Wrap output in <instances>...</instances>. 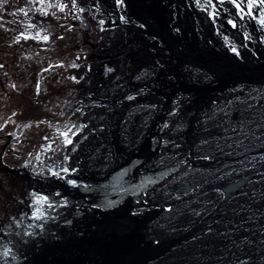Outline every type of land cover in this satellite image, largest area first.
Listing matches in <instances>:
<instances>
[{
    "label": "flooded vegetation",
    "instance_id": "obj_1",
    "mask_svg": "<svg viewBox=\"0 0 264 264\" xmlns=\"http://www.w3.org/2000/svg\"><path fill=\"white\" fill-rule=\"evenodd\" d=\"M116 1L75 0L78 12L83 14L92 8L90 13L98 20L99 14H104L106 27L112 25L114 30L93 41L85 33L78 36L82 42L71 49L82 62L77 70L78 83L65 89L69 92L67 99L60 102H55L54 86L43 89L45 74L53 64L42 69L43 75L40 74L34 88L27 85L25 74L27 52L46 49L37 46L53 41L51 26L39 25L35 31L26 33L22 25L15 30L5 25L0 28V264H16L46 245L73 237L71 223L88 198L87 189L95 190V179L104 178L125 163L130 146L134 147L137 139L143 137L140 133L145 125L143 115L151 112L155 117L153 90L148 92L143 90L148 86L131 82L139 74L137 79H145L156 65L146 62L150 58L136 48L135 41L131 43L127 38L136 33L133 23L130 25L123 15L107 11ZM118 26L124 29L119 31ZM44 36L49 37L48 41L43 40ZM63 38L59 35V39ZM85 44L90 46L88 50ZM112 47H123L133 53L125 50L123 54L118 53L120 50L114 53ZM121 57L128 64L126 73ZM126 87L128 92L124 91ZM179 122L178 118L175 124ZM150 123L155 125V118ZM69 128L74 133L73 143L65 145L61 133ZM126 128L135 130L133 136L124 140ZM112 148L118 154L116 158L111 155ZM64 168L69 171L63 172ZM53 172L60 175L54 176ZM69 179L76 184H68ZM42 196H47L48 201L37 203ZM37 209L40 219L33 218Z\"/></svg>",
    "mask_w": 264,
    "mask_h": 264
},
{
    "label": "water",
    "instance_id": "obj_2",
    "mask_svg": "<svg viewBox=\"0 0 264 264\" xmlns=\"http://www.w3.org/2000/svg\"><path fill=\"white\" fill-rule=\"evenodd\" d=\"M124 5L127 1L122 0L111 6L120 17ZM243 7L244 12L239 13L230 0L224 3L211 0V4L208 0H199V3L197 0H164L163 11L172 16L167 17L173 25L177 21L181 25L183 43L188 46L184 52L176 54L177 60L207 74L225 77L228 83L239 82L263 89L264 26L260 19L264 18V4L254 0L249 9L248 0H243ZM136 10L137 6L134 12ZM153 12L158 15V11ZM199 21L205 23L203 27ZM154 30L158 32L155 27ZM197 30L205 34L207 50L201 45ZM161 36L166 41V36ZM224 84L182 87L179 90L186 101L175 106L171 114L179 116L185 106L198 104L202 97L199 93L219 90ZM172 94V99L179 98L174 97L175 91ZM172 124L171 121L154 132L143 148L117 170L94 180L95 190L87 189L88 198L78 210L87 221V232L81 233V239L67 238L46 245L16 264H264V172L247 173L235 182L228 180L234 184L222 189L221 195L217 192L218 184H206L203 190L199 186L195 190L199 192L189 198L190 203L206 195L213 200L212 209L206 210V205L194 207L198 208V216L203 213L199 212L202 207L206 213L198 220L194 216L192 224L191 217L186 220L193 226L187 233L170 235L162 241L164 234L153 232V239L147 240L146 235L152 233L155 220L164 217L163 224L172 226L184 208L171 206V201L165 198L162 209L140 212L148 207L145 200L151 201L149 194L156 189L154 187L188 168L177 165L160 175L147 169L151 159L158 155L156 151L150 152L155 145L173 144L161 138ZM186 192L183 190L180 194Z\"/></svg>",
    "mask_w": 264,
    "mask_h": 264
},
{
    "label": "rangeland",
    "instance_id": "obj_3",
    "mask_svg": "<svg viewBox=\"0 0 264 264\" xmlns=\"http://www.w3.org/2000/svg\"><path fill=\"white\" fill-rule=\"evenodd\" d=\"M158 3V15L151 11L152 19H147L146 16V22L153 26L151 29L147 27V31H155L154 27L156 30L160 31V24L162 27L161 30L163 34H165L164 32H168L167 30L169 29L167 28V30H165L167 21L165 22V16L162 15L164 12V1L158 0ZM59 5H65L64 9L61 10ZM153 9V7L150 8V10ZM108 10L110 12V8H107V11ZM90 12H93L92 8L86 10V13L84 11L83 14L78 12L77 8L73 6V0H43V3H41L40 0H0V28L5 25L15 30L16 26L22 25V30L26 33L28 30L35 31L38 29L39 25L42 27L48 24V26H51L50 29L54 32L51 44H40L37 46H44L46 49L29 50L31 52H27L24 64L25 74H27V85L29 87L34 88L36 82L40 78V74L41 77L43 75L41 73L42 69L48 67L49 64H53V67L45 74L47 80L43 82V89H49L51 87L50 85L55 87V90H57V92L53 93L55 102H60L61 99H67L66 96L69 92L66 90H68L73 83H78L77 70L82 66V62L78 56L79 54H77L74 49L72 50L73 52H71L72 48L76 47L79 42H82V40H78V36L85 33L87 39L93 41L99 38L100 35H104L107 31H111V29L114 30V27L110 24V29L106 27V18L104 14H99V18L101 19L98 20L97 16ZM113 12L116 14L115 11ZM25 13H27V15H25ZM34 20L37 21L36 25ZM155 20H159V23H154ZM130 25L132 24L130 23ZM135 25H133L134 28L138 30ZM118 28L119 31L124 29L122 26H118ZM175 31L181 34L183 30ZM174 33L172 32V35L176 38ZM139 34H141V37L147 35L145 31ZM59 35H63L64 38L59 39ZM128 38L131 39L129 36ZM132 40L135 41L136 48L142 51L147 58H150L146 60V62L149 61L148 63H151V66L156 65L154 70L146 74L145 79H137V77L140 76L139 74V76H136V78L133 79L134 81L131 82L132 84L137 81V83L139 82L144 87L148 86V89L141 87L148 92L153 90L152 92L155 94L153 96L155 117L151 112L147 115H143L142 118L145 125L140 128V130L143 129V131L140 132L143 137H140V140L137 139V143L134 147L130 146L131 149L127 151V158L123 160L124 162H127L133 154L138 153V149L140 150L141 145H144L148 138L154 133L153 130L156 129L158 131L165 124L171 122L170 120L173 118L171 112L175 106L169 105L168 107L165 106V110L163 109V104L166 105L168 100L172 99L171 96L174 92L172 91L174 90L173 88L169 89V87L166 86L167 83L172 84L176 88L189 84L194 88H199L200 86H207L209 83L212 85H220V83L227 81L225 78L219 79L218 76L210 73L205 75L206 77L203 79L198 80L200 77L197 76L201 71L198 72L197 69L191 66H183L180 60H177V57L170 53L167 46L161 45L159 38L157 41L159 44L154 43L153 49L147 46L143 47L145 41L140 40L136 35H132ZM147 40V42H149L150 38L148 37ZM85 48V50H88L90 46L86 45ZM112 49L114 53L117 50H120L121 52L118 53L122 54L125 51L131 52L128 49L125 50L123 47L120 49L112 47ZM156 49H158L159 52ZM140 51L136 50L138 55H140ZM140 58L142 57L140 56ZM121 59H124V57H121ZM123 65V71L126 73V66H128V64L125 59ZM140 66L138 62L137 67L140 68ZM145 66L147 65L145 64ZM151 66L150 68H153ZM141 70L142 69H140V71ZM192 71H194V73ZM129 74L130 73H128V75ZM74 75L76 79H73ZM178 79L182 85L175 84L179 81ZM238 85L239 84H235L232 86L236 87V90L238 88V91H241L239 96L236 95L238 96L236 100L227 96L228 94H233L231 93V91H234L233 88L232 90L230 88L226 93L222 91L217 93L218 96L215 95V93H211L209 97L215 95L219 101H213L210 107L205 104L202 106L201 109H203V111L200 113H195L193 109L190 111L189 115L184 116L185 118L180 117L179 120L181 122L176 124L172 130L169 131V134L164 137L166 140L175 138L180 140L176 145L170 146L168 149L170 153L163 154V156L154 160L153 164H149L148 171H151L154 175H160L164 171L170 170L177 165L191 163L194 160H197L201 165L214 162L212 169L197 170L192 173L195 174V178L200 179L202 185L199 186H202L200 189L203 190L205 185L209 184L207 182L210 179L219 186L224 183L227 184V180L230 177H241L248 172L252 173L259 170L261 166L258 161H264V88L262 89L260 87L247 86L244 84ZM124 91L128 92L127 87ZM125 92L123 94H126ZM224 98L227 99V101L224 100ZM154 118L157 126H155L156 124L152 125V123H150ZM242 118H244L243 121ZM128 120H130V118H128ZM258 122L260 126H256L259 125ZM135 129L126 128V133L123 136L124 140L133 136L134 134L132 132H134L133 130ZM206 136H208L207 139L203 138ZM113 139L116 141L115 136ZM115 141L113 142L114 145L117 144ZM138 142H140V144H138ZM118 150L116 146V153ZM116 153L112 148L111 155L116 158L118 155ZM247 160H249L248 163L245 162ZM213 169L215 172L214 175L212 174ZM146 170L147 169H145V171ZM226 170H229L231 173L226 175L227 177L224 175ZM241 172L244 174H240ZM186 175H190L189 177L191 178L193 176L187 171V173H182L175 178L169 177L170 180L167 181L168 183L162 187V194L157 195L151 192V194H149V197L152 196L151 201L145 200L148 204L147 209H141L140 212H151L161 208L165 198L171 201V205L184 203V208L179 211L177 217L191 211L190 209L197 205H206V209H212L214 204L206 203L212 202L213 200L212 198H207L206 195L204 196L206 201L203 200V203H205L203 205L202 202L197 203L198 200L194 203H189V198L192 196L191 194L171 195V193H166L167 190L163 192L166 187H172L173 181L187 179L188 177ZM213 181L210 182L211 185L214 184ZM182 189L186 190L184 187H182ZM182 189L178 190V193L182 192ZM218 193L220 195L222 194L221 191ZM156 230L157 228L154 231L152 230V232L157 233ZM153 235L154 234H152V236Z\"/></svg>",
    "mask_w": 264,
    "mask_h": 264
},
{
    "label": "bare ground",
    "instance_id": "obj_4",
    "mask_svg": "<svg viewBox=\"0 0 264 264\" xmlns=\"http://www.w3.org/2000/svg\"><path fill=\"white\" fill-rule=\"evenodd\" d=\"M125 1H127V5H124V8H122V14L121 15H123V16H121L122 18H123V20L125 21V22H127V23H133V25H135V24H137V25H135V26H137V28H138V30H136V33L135 34H132V35H136L140 40H142V41H145V44L143 45V47L144 46H147V47H151V49H153L154 47H153V45H154V43H158L157 41H158V38L160 39V43H161V45H164V46H167V48L169 49V51H170V53L171 54H174L175 56H176V54L177 53H181V52H184L185 51V48L187 47L188 48V46L186 45L185 46V44L183 43V37H182V35L181 34H178L175 30H181L182 31V29H181V25H178V21L175 23V25H173L172 24V22H171V20H169L168 19V17L167 16H170V17H172L171 15H168V14H165V12H163V14L162 15H164L165 16V22L167 21V23H166V25H165V30H167V28L169 29V30H167L168 32H164L165 34H163V32H162V27H161V25L159 24V30L160 31H158L157 33H154L155 31H153V30H148L147 31V27L149 28V27H152L153 28V26H151L149 23H147L146 22V16H147V19H152V15L150 14L151 13V11H157V5L159 4L158 3V0H145V5H144V0H125ZM164 1V0H163ZM135 6H137V10H136V12H134V7ZM154 8L153 10H150V8ZM108 8H110V11H114V9L112 10V8H114V7H108ZM116 11V10H115ZM165 11V10H164ZM145 14H144V13ZM117 13V12H116ZM150 17V18H149ZM159 17V16H158ZM200 23L199 24H201L200 25V27H203V25L205 24V23H203L202 21H199ZM154 23H159V20H155V22ZM168 25V26H167ZM163 26V25H162ZM183 26V25H182ZM184 27V26H183ZM143 31H145L146 33H147V35L146 36H143V37H141L140 35L141 34H139V33H142ZM153 31V32H152ZM160 32V33H159ZM172 32L176 35V38H174L173 37V35H172ZM183 32H184V30H183ZM202 32H203V30H202ZM154 33V34H153ZM197 33L199 34V36H198V39L200 40V42H201V45L203 46V48L204 49H206L207 50V47H208V41H207V39H206V37H205V34H203V33H201V31H199V30H197ZM155 34H158V35H155ZM132 35H128L129 37H131V39L130 38H128V36H127V38L128 39H130V42L131 43H133V41L134 40H132ZM161 35H165L166 36V41H164L163 39L164 38H162V36ZM148 37L150 38V40H149V42H147L148 40ZM175 39V40H174ZM168 44H167V43ZM206 42V43H205ZM159 44V43H158ZM158 52H159V50L158 49H156ZM187 51H188V49L186 50V52L185 53H187ZM181 62V61H180ZM183 66H185V67H187V66H189V65H184V64H182ZM171 68H173V67H171ZM174 68H177V67H174ZM200 70L198 69V72H199ZM190 72V71H189ZM193 73H194V71H192ZM196 72V71H195ZM198 72H196V73H198ZM202 76H201V75ZM200 74H198V76L197 77H200V78H198V80L199 79H203L204 77H206L205 75H207V73H205V72H200ZM175 75V74H174ZM216 76V75H215ZM219 77V79L220 78H225V77H222V76H218ZM225 79H227V78H225ZM179 80V79H178ZM222 83H225L224 84V87L223 88H220L219 90H214V91H210V92H203V93H199V94H202L201 96V99H199V102H198V104H196L195 102L194 103H192V104H189L188 106H185L184 108H182V112H181V114H179V116H177V117H174L173 115V118H172V120H170V121H172L173 122V124L171 125V126H169V129L166 131L167 132V134H166V132H165V134H164V137H166V135H168L169 134V131L170 130H172V128L176 125L175 123H176V120L178 119V118H180L181 116H186V115H189V113H190V111H192L193 109H194V112L195 113H200V111L201 110H203V109H201L202 108V106H204L205 104H207L208 105V107H210V105L212 104V102L213 101H219L216 97H215V95H217V93H219V92H225L226 93V91H229V89L231 88V90H232V88L234 89V91H231V93H233L232 95H230V94H228L227 96H230V97H232V99L233 100H236V97H238L240 94V92L241 91H238V88H237V90H236V87H232L233 85H235V84H239V85H241V84H243V83H239V82H237V83H235V82H231V83H228V79H227V81H225V82H222ZM175 84H180V85H182L181 83H180V80L179 81H177ZM221 84V83H220ZM238 85V86H239ZM245 85V84H244ZM227 86V87H226ZM247 86H250V85H247ZM168 87H169V89H171V88H173L174 90H172V91H175V96L174 97H178L179 96V98L178 99H176V98H173L172 100H168V102H167V106H169V105H171V106H177L179 103H184L185 101H186V99H184V98H182V90H179V89H181L182 87H185V88H188V87H192L190 84L189 85H182L181 87H178V88H176L175 86H173L172 84H169L168 85ZM175 87V88H174ZM200 87H202V86H200ZM211 93H215V95H213V96H210L209 97V95L211 94ZM229 93V92H228ZM236 95H238V96H236ZM218 96V95H217ZM224 100H226L227 101V99H225L224 98ZM214 105V104H213ZM165 108V106H164V104H163V109ZM165 110V109H164ZM174 111V110H173ZM263 119V118H262ZM244 120V118H242V121ZM245 122V121H244ZM258 124L259 125H256V126H260V123L258 122ZM210 125V124H209ZM161 129V128H160ZM159 129V130H160ZM159 130L157 131V132H159ZM156 131H155V133H156ZM163 136H161V138H164ZM203 138H205V139H207L208 138V136H206V137H203ZM165 139V138H164ZM166 140V139H165ZM169 140H171V142H173V144L172 145H163L162 143H159V145H155V147L150 151V152H152V153H154L155 151H156V154H158L155 158H152L151 159V162L149 163V164H153V161L154 160H156V159H158V158H160V156H163V154H167V153H170V150H168L169 148H170V146H173L174 144L176 145L177 143H178V141L180 140V139H178V138H175V139H167V141L169 142ZM175 141V142H174ZM141 148H143V145H141V147H140V149ZM119 151V150H118ZM138 151H140L139 149H138ZM133 156V155H132ZM131 156V157H132ZM259 163H260V169L259 170H256L255 172H252V173H250V172H248V173H250V174H263V172H264V161L263 160H261V161H258ZM126 163V162H125ZM162 164V163H161ZM123 165V164H122ZM181 165V164H180ZM179 165V166H180ZM213 165H214V162L212 163V162H210V163H206V164H203V165H201L197 160H194V161H192L191 163H187V164H184V165H181L180 166V168H187V170H182V171H178V172H176V174H174V175H171V176H169L170 178L171 177H173V178H175V177H177V176H179V175H181L182 173H187V171H189L190 172V174L191 175H193L192 176V178L191 177H189L190 175H186L188 178L187 179H185V180H182V181H173L174 183L172 184V187L170 186H168V187H166L165 188V190L163 191V192H165L166 190H167V192L166 193H171V195L173 194V195H181L180 193H182L183 192V190L184 189H182V187H184L185 189H186V194H191V195H195L198 191H195L198 187H199V185H202V183H201V181H200V179H197V178H195V174H192L194 171H197V170H207V169H212L213 168ZM121 166V165H120ZM120 166H118V167H120ZM202 166V167H201ZM204 166V167H203ZM257 166V165H256ZM117 167V168H118ZM148 167H149V165H147V169H148ZM245 167V166H244ZM117 168H115L114 169V171L115 170H117ZM239 171H245V170H239ZM212 174L214 175L215 174V172H214V169H213V171H212ZM228 174H231L230 172H229V170L227 171L226 170V173H224V175L226 176V175H228ZM240 174H244L243 172H241ZM247 174V173H246ZM245 174V175H246ZM169 177H167V179L164 181V182H162V183H160L159 184V186H156V187H154V188H156L155 190H153V191H151V192H154L155 194H157V195H160V194H162V187L163 186H165L168 182L167 181H169L170 180V178ZM213 177V176H212ZM227 177V176H226ZM240 179V178H242V176L241 177H238V176H235V177H230V178H228V180H232V179H234V182L236 181V179ZM228 180H227V184L226 183H224V184H221V185H219L218 186V189L219 190H217L218 192H220V191H222V189H225V188H227V187H231L234 183H232V184H230V182H228ZM213 180L212 179H210L207 183H209L210 184V182H212ZM216 182V181H215ZM213 183H214V181H213ZM182 189V192H180V193H178V190H181ZM129 193L130 192H128V195H129ZM222 193H223V191H222ZM151 194V193H150ZM111 195V194H110ZM109 195V196H110ZM205 196V195H204ZM200 200H205V198L204 197H202V198H200L198 201H197V203H199V202H202V201H200ZM206 201V200H205ZM188 203V202H187ZM189 203H190V200H189ZM211 203H213V201L212 202H207L206 204H211ZM162 204V203H161ZM203 205L205 204V203H202ZM184 205V203H182V204H180V203H176V204H172L171 206H176L177 208H180L181 206H183ZM201 206V205H200ZM199 206V207H200ZM208 207V206H207ZM162 208V207H161ZM147 209V208H146ZM193 209V210H192ZM192 209H190L191 211H189V212H187V213H185V214H182V215H180V217H177V219H176V221H173V223H174V225H172V226H168V227H166L164 224H163V218L160 220V221H158L159 220V218L157 219V220H155V222H154V229H153V231L157 228V233H158V231L161 233V235H163V240L162 241H164V240H167V238L166 237H170V235H174V234H179V235H182L183 233H184V231H185V233H187V230L188 229H191V228H193V226H189L190 224H192V221H193V219H194V216H197V220L200 218V217H202V216H205V213H206V211H205V213H204V208H200V211L199 212H201V210H202V214H201V216H198V214H197V210H198V208H196V209H194V208H192ZM207 210V209H206ZM191 217V219H189ZM190 220V224H188V222H186V220ZM186 222V223H185ZM71 226H72V228L74 229V232H75V234H74V236L72 237V236H69V237H67V238H71L72 237V239H81L82 237V234L81 233H86L87 231H86V228H85V226H87V221H85V219H84V216H83V214H81L80 212H78V214H77V216H76V218L73 220V222L71 223ZM178 228L179 230L178 231H173V229L174 228ZM82 231V232H81ZM189 231V230H188ZM155 233V232H154ZM152 234H153V232L149 235V236H147L146 235V238H147V240L148 241H151V239H153V236H152ZM67 238H64V239H67ZM62 241H65V240H62Z\"/></svg>",
    "mask_w": 264,
    "mask_h": 264
},
{
    "label": "snow or ice",
    "instance_id": "obj_5",
    "mask_svg": "<svg viewBox=\"0 0 264 264\" xmlns=\"http://www.w3.org/2000/svg\"><path fill=\"white\" fill-rule=\"evenodd\" d=\"M41 3H43V0H40ZM261 4H264V0H260ZM118 3H122V0H118ZM197 3H199V0H197ZM208 3L211 4V0H208ZM220 3H224V0H220ZM230 3L238 10L239 13H243L244 12V7H243V0H230ZM254 5V0H248V7L249 9H251ZM51 6V5H50ZM73 6H75V0H73ZM60 9L63 10L65 5H59ZM82 10V9H81ZM25 15H27V13H25ZM213 15H215V13H213ZM230 24H232L233 27H235V23L233 21H229ZM260 23L262 26H264V18H261L260 19ZM39 36V34H37ZM25 39H28L27 36L24 37ZM49 37L48 36H44L43 37V40L44 41H48ZM237 50L234 48L233 49V52H236ZM238 54V53H237ZM75 66V65H73ZM75 79V78H73ZM129 99H131V97H129ZM73 127H75V125H73ZM74 133L72 132V129L69 128L68 131H65L63 133H61V135L64 137V143L65 145H72L73 143V140L71 138V136L73 135ZM63 172L67 173L69 171V169L67 168H64L62 169ZM52 175L54 176H59L60 174L57 173V172H53ZM68 184L70 185H75L76 184V181L75 180H72V179H69L67 181ZM57 196L60 195V193H56ZM48 197L47 196H42V197H38L37 198V203H40L41 201L43 202H47L48 201ZM49 207H52L51 204L48 205ZM34 219H40L41 216L39 215V210L37 209V215L33 217ZM5 256L8 255V252L5 251L4 253ZM241 264H244V262H241Z\"/></svg>",
    "mask_w": 264,
    "mask_h": 264
}]
</instances>
